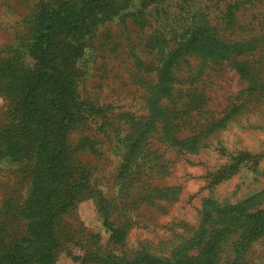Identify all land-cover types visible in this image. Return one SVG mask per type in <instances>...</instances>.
Returning <instances> with one entry per match:
<instances>
[{
	"label": "rangeland",
	"instance_id": "rangeland-1",
	"mask_svg": "<svg viewBox=\"0 0 264 264\" xmlns=\"http://www.w3.org/2000/svg\"><path fill=\"white\" fill-rule=\"evenodd\" d=\"M58 1L0 0V70L32 63L33 17ZM115 1L125 15L79 33L65 144L84 175L54 211L51 264H173L209 212L226 229L207 264H264V220L244 218L264 209V0ZM28 168L0 155V253L29 236Z\"/></svg>",
	"mask_w": 264,
	"mask_h": 264
},
{
	"label": "trees",
	"instance_id": "trees-1",
	"mask_svg": "<svg viewBox=\"0 0 264 264\" xmlns=\"http://www.w3.org/2000/svg\"><path fill=\"white\" fill-rule=\"evenodd\" d=\"M54 5L40 6L33 17L32 34L23 44L32 63L10 59L0 70L11 82L8 122L0 127V155L29 162L27 174L31 180V193L23 205V210L30 213L29 236L0 253V264H51L54 211L67 206L84 175L72 165L65 144V130L78 122L72 84L74 62L83 44L79 33L112 16L125 15L124 6L115 0H60ZM64 184L67 188L61 196L59 187ZM210 214L208 230L202 225L173 264L215 261L216 241L226 228L218 229V216ZM244 218L263 221L264 209ZM243 222L242 218L240 223L246 225ZM189 250L196 255L186 256Z\"/></svg>",
	"mask_w": 264,
	"mask_h": 264
}]
</instances>
